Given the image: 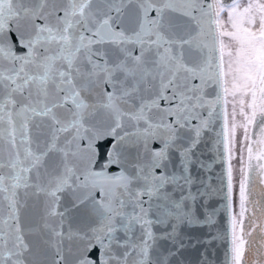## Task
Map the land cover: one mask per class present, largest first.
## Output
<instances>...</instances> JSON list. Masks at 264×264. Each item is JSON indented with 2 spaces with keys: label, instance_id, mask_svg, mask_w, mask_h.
I'll list each match as a JSON object with an SVG mask.
<instances>
[{
  "label": "snow or ice",
  "instance_id": "6c2138e0",
  "mask_svg": "<svg viewBox=\"0 0 264 264\" xmlns=\"http://www.w3.org/2000/svg\"><path fill=\"white\" fill-rule=\"evenodd\" d=\"M0 264H264V0H0Z\"/></svg>",
  "mask_w": 264,
  "mask_h": 264
},
{
  "label": "water",
  "instance_id": "95a60500",
  "mask_svg": "<svg viewBox=\"0 0 264 264\" xmlns=\"http://www.w3.org/2000/svg\"><path fill=\"white\" fill-rule=\"evenodd\" d=\"M96 255V252H93V256H95Z\"/></svg>",
  "mask_w": 264,
  "mask_h": 264
}]
</instances>
